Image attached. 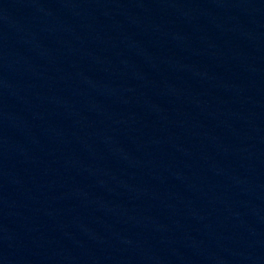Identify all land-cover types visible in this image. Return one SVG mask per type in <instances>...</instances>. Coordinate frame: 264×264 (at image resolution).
<instances>
[{
  "label": "water",
  "instance_id": "obj_1",
  "mask_svg": "<svg viewBox=\"0 0 264 264\" xmlns=\"http://www.w3.org/2000/svg\"><path fill=\"white\" fill-rule=\"evenodd\" d=\"M0 264H264V0H0Z\"/></svg>",
  "mask_w": 264,
  "mask_h": 264
}]
</instances>
